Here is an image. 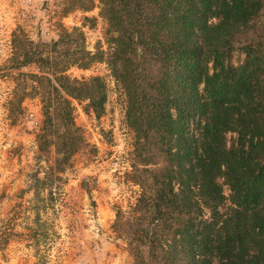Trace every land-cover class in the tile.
I'll return each instance as SVG.
<instances>
[{
	"label": "trees",
	"instance_id": "trees-1",
	"mask_svg": "<svg viewBox=\"0 0 264 264\" xmlns=\"http://www.w3.org/2000/svg\"><path fill=\"white\" fill-rule=\"evenodd\" d=\"M62 6L63 15L99 8L108 49L91 52L79 28L60 25L50 43L15 32L7 63L35 67L19 80L21 102L39 99L43 138L63 124L52 144L64 163L83 141L73 103L100 117L108 101L101 77L68 72L103 64L123 90L135 134L130 182L141 192L127 214L120 211L116 228L136 264H264V34L246 46L240 66L231 63L237 38L264 0H62Z\"/></svg>",
	"mask_w": 264,
	"mask_h": 264
},
{
	"label": "rangeland",
	"instance_id": "rangeland-1",
	"mask_svg": "<svg viewBox=\"0 0 264 264\" xmlns=\"http://www.w3.org/2000/svg\"><path fill=\"white\" fill-rule=\"evenodd\" d=\"M62 10V0H0V264H136L116 228L120 211L127 214L141 192L130 182L135 134L123 90L103 64L68 72L77 79L101 77L108 101L100 117L86 112V103H73L83 141L64 163L52 144L64 133L63 124L55 123L54 136L43 138L39 99L21 102L19 80L36 73L35 67L7 63L15 32L50 43L59 39L60 25L79 28L89 51L108 49L109 26L99 8L68 15ZM263 34L264 10L237 38L231 63L240 66L246 46ZM233 139L228 136L229 145Z\"/></svg>",
	"mask_w": 264,
	"mask_h": 264
}]
</instances>
